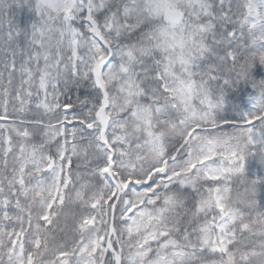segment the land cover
Segmentation results:
<instances>
[{
    "label": "snow or ice",
    "instance_id": "obj_1",
    "mask_svg": "<svg viewBox=\"0 0 264 264\" xmlns=\"http://www.w3.org/2000/svg\"><path fill=\"white\" fill-rule=\"evenodd\" d=\"M0 264H264V0H0Z\"/></svg>",
    "mask_w": 264,
    "mask_h": 264
}]
</instances>
